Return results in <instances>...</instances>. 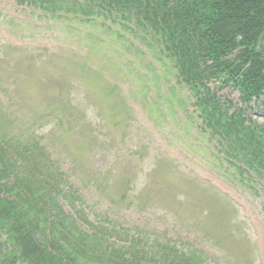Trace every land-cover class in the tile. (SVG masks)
Returning a JSON list of instances; mask_svg holds the SVG:
<instances>
[{
	"label": "rangeland",
	"instance_id": "rangeland-1",
	"mask_svg": "<svg viewBox=\"0 0 264 264\" xmlns=\"http://www.w3.org/2000/svg\"><path fill=\"white\" fill-rule=\"evenodd\" d=\"M55 19L0 0L3 158L25 150L22 176L40 180L35 185L51 190L52 198L54 188L60 192L56 200L66 222L74 225L77 216L96 229L115 230L109 242L118 246L134 238L147 261L159 244H170L214 264H264V213L256 203L262 197L253 192L254 200L222 178L210 138L195 113L189 117L194 106L188 91L167 73L171 61L159 60L149 46L157 45L149 32L135 18L109 14L74 13L63 24ZM220 92L237 102L231 88ZM109 104H115L113 112ZM202 177L235 205L198 182Z\"/></svg>",
	"mask_w": 264,
	"mask_h": 264
},
{
	"label": "trees",
	"instance_id": "trees-1",
	"mask_svg": "<svg viewBox=\"0 0 264 264\" xmlns=\"http://www.w3.org/2000/svg\"><path fill=\"white\" fill-rule=\"evenodd\" d=\"M34 1L52 10L57 6L61 11L90 14L96 8H113L124 20L142 16L144 26L154 32L152 37L162 35L164 44L157 38L159 53L175 59L177 74L191 90L193 104L211 133L237 150L236 160L257 172L264 169V133L244 116V109L230 112L231 102L220 101L209 87L212 82L231 86L245 104L253 100L257 110L264 112V0H87V6L78 0ZM24 151L13 149L11 155L4 153L7 158L0 153V232L7 234L0 242V264H71L64 257L73 264H214L204 254L180 253L170 244H159L157 254L147 261L133 247L110 243L103 237L105 232L89 235L78 230L75 222L72 226V220L58 226L57 220L65 219L56 200L60 192L54 188V200L51 190L35 185L40 180L22 176ZM8 175L13 179L1 182ZM57 246L63 247L65 256Z\"/></svg>",
	"mask_w": 264,
	"mask_h": 264
}]
</instances>
